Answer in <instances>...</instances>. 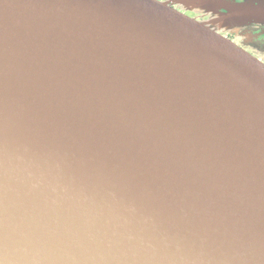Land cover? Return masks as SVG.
Listing matches in <instances>:
<instances>
[{"label": "water", "instance_id": "obj_1", "mask_svg": "<svg viewBox=\"0 0 264 264\" xmlns=\"http://www.w3.org/2000/svg\"><path fill=\"white\" fill-rule=\"evenodd\" d=\"M191 1L0 0V264H264V0Z\"/></svg>", "mask_w": 264, "mask_h": 264}, {"label": "flooded vegetation", "instance_id": "obj_2", "mask_svg": "<svg viewBox=\"0 0 264 264\" xmlns=\"http://www.w3.org/2000/svg\"><path fill=\"white\" fill-rule=\"evenodd\" d=\"M234 1L242 2L243 0ZM171 6L181 13L199 21L215 18V16L212 17L211 15L206 17L199 16L197 13L189 12L179 6H176L174 3H171ZM221 32L223 37L236 44L239 48L256 60L264 63V24L252 23L240 29L225 30Z\"/></svg>", "mask_w": 264, "mask_h": 264}, {"label": "rangeland", "instance_id": "obj_3", "mask_svg": "<svg viewBox=\"0 0 264 264\" xmlns=\"http://www.w3.org/2000/svg\"><path fill=\"white\" fill-rule=\"evenodd\" d=\"M163 1L167 2V3H170V4L174 3L176 6H179V7H181L182 9H184L186 11L197 13L199 16H203V17H206L208 15H211L212 17L215 16L214 20L216 22H218V21L220 22V19L226 13V11H224V10H219L221 12L213 10L214 14H209L208 12H209L210 9H207V7H206L207 10L201 9L200 6L194 7V5H196V3L194 1L192 2L191 0H187V1L186 0H163ZM227 1H229L231 3H234V4H243V2H244V0L242 2H236L234 0H227ZM201 21H204V22L213 21V19L209 18L207 20H201Z\"/></svg>", "mask_w": 264, "mask_h": 264}]
</instances>
